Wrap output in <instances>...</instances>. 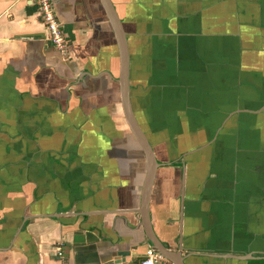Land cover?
<instances>
[{
	"label": "crops",
	"instance_id": "1",
	"mask_svg": "<svg viewBox=\"0 0 264 264\" xmlns=\"http://www.w3.org/2000/svg\"><path fill=\"white\" fill-rule=\"evenodd\" d=\"M111 1L147 215L100 1L53 0L62 58L34 0H0V264H140L152 237L157 264H264V0Z\"/></svg>",
	"mask_w": 264,
	"mask_h": 264
},
{
	"label": "water",
	"instance_id": "2",
	"mask_svg": "<svg viewBox=\"0 0 264 264\" xmlns=\"http://www.w3.org/2000/svg\"><path fill=\"white\" fill-rule=\"evenodd\" d=\"M102 8L104 10L105 16L107 18L108 24L110 26L115 45L118 54V65L119 74L116 82L119 86V95L122 113L126 126L133 136L134 140L138 143L146 164V175L144 179V185L142 190V207L143 215H147V204L149 199V194L151 186L154 180V173L159 165L151 145L149 144L144 132L142 131L137 118L133 112L131 100H130V54L128 50V40L127 35L122 27L121 20L115 10V7L111 0H99ZM154 249H156L161 257H165L168 260H172L173 256L171 253L167 252L163 245H161L155 237L149 238ZM175 263V262H174Z\"/></svg>",
	"mask_w": 264,
	"mask_h": 264
},
{
	"label": "built area",
	"instance_id": "3",
	"mask_svg": "<svg viewBox=\"0 0 264 264\" xmlns=\"http://www.w3.org/2000/svg\"><path fill=\"white\" fill-rule=\"evenodd\" d=\"M34 1L39 21L46 34L47 43L59 53L62 58L67 57L68 45L62 31L61 23L57 18L53 0ZM159 261L164 260L154 249L148 248L140 264H157Z\"/></svg>",
	"mask_w": 264,
	"mask_h": 264
},
{
	"label": "flooded vegetation",
	"instance_id": "4",
	"mask_svg": "<svg viewBox=\"0 0 264 264\" xmlns=\"http://www.w3.org/2000/svg\"><path fill=\"white\" fill-rule=\"evenodd\" d=\"M147 138V137H146ZM148 140V139H147ZM149 142V141H148ZM138 144V143H137ZM150 144V143H149ZM139 146V145H138ZM152 148V147H151ZM153 150V149H152Z\"/></svg>",
	"mask_w": 264,
	"mask_h": 264
},
{
	"label": "rangeland",
	"instance_id": "5",
	"mask_svg": "<svg viewBox=\"0 0 264 264\" xmlns=\"http://www.w3.org/2000/svg\"><path fill=\"white\" fill-rule=\"evenodd\" d=\"M68 58H66V60H67Z\"/></svg>",
	"mask_w": 264,
	"mask_h": 264
}]
</instances>
